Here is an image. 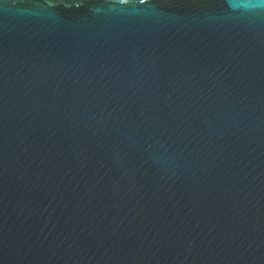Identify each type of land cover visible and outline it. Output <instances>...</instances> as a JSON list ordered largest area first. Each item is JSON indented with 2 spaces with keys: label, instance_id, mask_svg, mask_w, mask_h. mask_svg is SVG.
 <instances>
[{
  "label": "water",
  "instance_id": "water-1",
  "mask_svg": "<svg viewBox=\"0 0 264 264\" xmlns=\"http://www.w3.org/2000/svg\"><path fill=\"white\" fill-rule=\"evenodd\" d=\"M0 264H264V0H0Z\"/></svg>",
  "mask_w": 264,
  "mask_h": 264
},
{
  "label": "snow or ice",
  "instance_id": "snow-or-ice-1",
  "mask_svg": "<svg viewBox=\"0 0 264 264\" xmlns=\"http://www.w3.org/2000/svg\"><path fill=\"white\" fill-rule=\"evenodd\" d=\"M120 3L121 4H125V3H127V0H120ZM138 3L139 4H144L145 3V0H138Z\"/></svg>",
  "mask_w": 264,
  "mask_h": 264
}]
</instances>
